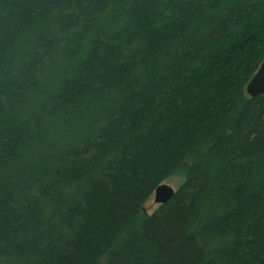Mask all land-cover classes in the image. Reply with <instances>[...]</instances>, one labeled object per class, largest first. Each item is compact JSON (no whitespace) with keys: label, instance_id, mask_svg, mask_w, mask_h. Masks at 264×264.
I'll list each match as a JSON object with an SVG mask.
<instances>
[{"label":"trees","instance_id":"16d2710c","mask_svg":"<svg viewBox=\"0 0 264 264\" xmlns=\"http://www.w3.org/2000/svg\"><path fill=\"white\" fill-rule=\"evenodd\" d=\"M263 60L264 0H0V264H264Z\"/></svg>","mask_w":264,"mask_h":264},{"label":"water","instance_id":"95a60500","mask_svg":"<svg viewBox=\"0 0 264 264\" xmlns=\"http://www.w3.org/2000/svg\"><path fill=\"white\" fill-rule=\"evenodd\" d=\"M246 91L251 97L264 95V61L261 63L258 71L249 81ZM175 189L168 184H161L155 190L156 203L163 204L173 197Z\"/></svg>","mask_w":264,"mask_h":264},{"label":"rangeland","instance_id":"374dc122","mask_svg":"<svg viewBox=\"0 0 264 264\" xmlns=\"http://www.w3.org/2000/svg\"><path fill=\"white\" fill-rule=\"evenodd\" d=\"M181 181L180 176H174L166 180L164 183L172 186L174 189L177 188L178 184ZM159 206L158 203L154 201V195L149 199V201L145 204V211L147 213H152L157 207Z\"/></svg>","mask_w":264,"mask_h":264},{"label":"bare ground","instance_id":"6f19581e","mask_svg":"<svg viewBox=\"0 0 264 264\" xmlns=\"http://www.w3.org/2000/svg\"><path fill=\"white\" fill-rule=\"evenodd\" d=\"M263 61H264V60H263ZM259 67H260V66H259ZM258 69H259V68H258ZM257 71H258V70H257ZM257 71H256V72H257ZM256 72H255V73H256ZM253 76H254V75H253ZM247 85H248V84H247ZM246 88H247V86H246ZM246 92H247V91H246ZM247 94H248V93H247ZM249 96H250V95H249ZM250 97H251V96H250ZM154 201H155V194H154ZM155 202H156V201H155ZM158 204H159V203H158Z\"/></svg>","mask_w":264,"mask_h":264}]
</instances>
